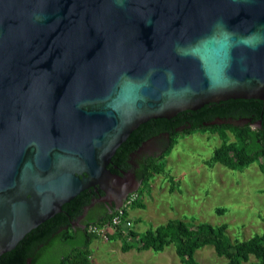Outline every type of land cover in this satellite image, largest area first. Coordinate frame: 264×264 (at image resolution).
<instances>
[{"label": "water", "instance_id": "1", "mask_svg": "<svg viewBox=\"0 0 264 264\" xmlns=\"http://www.w3.org/2000/svg\"><path fill=\"white\" fill-rule=\"evenodd\" d=\"M241 99L264 101V0H0V256L110 194L140 125Z\"/></svg>", "mask_w": 264, "mask_h": 264}, {"label": "rangeland", "instance_id": "2", "mask_svg": "<svg viewBox=\"0 0 264 264\" xmlns=\"http://www.w3.org/2000/svg\"><path fill=\"white\" fill-rule=\"evenodd\" d=\"M227 141L236 142L237 138L227 132ZM221 144L218 134L210 131L177 134L175 145L168 152L164 150L163 156H157L164 172L122 199L119 208L126 200L131 201L126 210L131 221L128 231L133 230L136 237L127 239L130 248L124 249L125 241L121 238L96 239L90 244L93 264H183L173 245L154 252L142 251L137 244L147 230L172 220L184 222L192 232H197L201 225L225 226L231 242L261 235L264 159L257 158L242 171L230 170L212 162ZM137 201L142 207L134 205ZM194 260L197 264H226L209 246L197 250ZM245 264L259 263L250 257Z\"/></svg>", "mask_w": 264, "mask_h": 264}, {"label": "trees", "instance_id": "3", "mask_svg": "<svg viewBox=\"0 0 264 264\" xmlns=\"http://www.w3.org/2000/svg\"><path fill=\"white\" fill-rule=\"evenodd\" d=\"M248 119L244 127L230 124H214L213 121ZM188 124L191 128H185L183 133L196 131H210L217 133L222 140L221 146L215 150L213 163H219L234 171H242L252 164L257 158L264 159V101L260 100H227L219 103H210L196 111H187L166 119H156L148 121V126L142 131L136 130L131 133L127 140L121 144L116 153L111 158L114 164L124 163L128 152L137 146L145 137L167 131L172 134L171 145L168 152L174 145L177 134H173L177 126ZM260 128L252 129L253 125ZM142 124L140 127L144 126ZM227 132L232 133L237 138L236 142L227 141ZM161 158L151 159L146 166L142 167L145 172L139 177L142 186L156 175L162 174L163 164ZM141 192V189L137 191ZM137 194V193H136ZM87 192L81 193L73 200L66 203L62 211L54 217L29 232L10 252L0 256V264H93L91 260L90 244L96 239H100L87 232L85 234L68 233L65 229L69 227L70 221L67 217L77 215L81 212L82 206L88 203ZM134 205L142 207L137 201ZM115 210L105 218L93 224H105L115 214ZM127 217V211L124 212ZM264 221V218H263ZM225 226L212 227L201 225L197 232H192L182 221H168L166 224L147 230L139 236L137 244L142 251L162 252L165 247L173 245L176 255L183 264H197L194 255L200 248L209 246L214 249L219 258H224L226 264H245L253 257L259 264H264V231L261 235H255L244 241L231 242L227 237ZM120 227L114 234L108 236L109 240L116 238L123 239L124 249L130 248L127 239H135L136 233L133 230L122 233ZM127 235V236H126ZM42 245L38 250L34 249Z\"/></svg>", "mask_w": 264, "mask_h": 264}, {"label": "flooded vegetation", "instance_id": "4", "mask_svg": "<svg viewBox=\"0 0 264 264\" xmlns=\"http://www.w3.org/2000/svg\"><path fill=\"white\" fill-rule=\"evenodd\" d=\"M217 120L219 121L221 119L218 118ZM228 120L232 119L229 118ZM233 121H246L248 123V119H240ZM185 123V125L177 126L174 129L173 134H179L180 132H183L185 128H191V125L188 124V122ZM148 124L149 123L146 122L144 126L140 127V125L136 129V131H142L144 127L148 126ZM257 128H260V123H258L257 126L253 125L252 127V129ZM166 134L169 135V143L171 145L172 134L167 131H163L159 134L145 137L140 140V143L137 146H134V148L128 152L127 156L125 157L124 163L114 164L113 161H111L107 168L112 173L120 177L118 181H116L117 183L116 186L113 188V191L110 194H107L100 190L99 187L89 188L87 190L82 191V194L84 192H87L89 199L88 203L82 206L81 212L79 214L74 216L69 215L67 217V219H69L70 221V224L69 227H66L65 230L71 234H74L75 232L81 233L83 235L85 234V232L88 233V226L90 224H93L94 222L100 221L101 219L109 215L115 208V204L118 203L125 196L127 191H131L135 188L137 189L141 187L142 182H140L139 177L142 173L145 172L143 169L141 170V168L143 166L145 167L151 159L159 158L157 156H163L165 152L163 153L162 150L167 143V141H165L163 137ZM169 147L166 148L165 151H167ZM60 213H63L62 209ZM41 247L42 245L37 246L34 249L38 250ZM31 259L32 258H29L27 260L28 264L31 262Z\"/></svg>", "mask_w": 264, "mask_h": 264}, {"label": "built area", "instance_id": "5", "mask_svg": "<svg viewBox=\"0 0 264 264\" xmlns=\"http://www.w3.org/2000/svg\"><path fill=\"white\" fill-rule=\"evenodd\" d=\"M132 198V195H131ZM131 201L126 200L125 204L115 210V214L112 218L105 224H90L87 228L89 234L94 235L100 239L106 240L108 236L114 234L116 231L123 228V230H128L131 228V221L128 217L124 216V212L127 210L128 206Z\"/></svg>", "mask_w": 264, "mask_h": 264}]
</instances>
